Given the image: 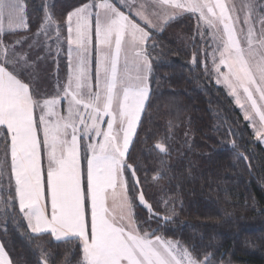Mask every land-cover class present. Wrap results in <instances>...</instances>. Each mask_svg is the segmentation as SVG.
<instances>
[{"label":"snow or ice","instance_id":"6c2138e0","mask_svg":"<svg viewBox=\"0 0 264 264\" xmlns=\"http://www.w3.org/2000/svg\"><path fill=\"white\" fill-rule=\"evenodd\" d=\"M149 7L138 0H89L68 13L69 71L54 94L41 93L25 77L29 56L16 50L21 42L6 45L0 40V139L11 160L10 187L0 193H11L14 180V195L0 196V203L18 201L30 237L79 241V264H211L212 254L200 258L193 254L194 246L189 250L156 235L158 228L145 230L148 221L138 222L133 211L138 201L149 220L172 219L148 203L138 168L128 163L149 96V49L156 47L148 41L156 30L151 16L159 13H150ZM151 7L171 9L162 15L164 23L198 14L197 34L212 63L205 74L215 75L216 83L229 89L245 109V120L255 126L258 117L264 129V15H257L253 0L239 9L224 0H154ZM25 11L23 0H0V34L26 29ZM240 11L242 26L237 27ZM53 26L46 13L37 35H48ZM60 27L55 24L57 41ZM204 29L212 30L211 53ZM256 136L264 140L261 131ZM154 147L166 151L162 143ZM169 203L163 201L164 211L174 213ZM51 255L43 257V264H49ZM0 264H14L3 244Z\"/></svg>","mask_w":264,"mask_h":264},{"label":"trees","instance_id":"16d2710c","mask_svg":"<svg viewBox=\"0 0 264 264\" xmlns=\"http://www.w3.org/2000/svg\"><path fill=\"white\" fill-rule=\"evenodd\" d=\"M193 17L169 20L160 31H151L148 41L156 45L149 49V96L128 163L138 168L148 203L172 219L149 220L138 201L135 219L148 221L143 227L149 232L158 228L156 235L178 240L189 250L194 246L200 258L212 254L211 264H264V147L224 86L205 74L212 63L205 42L195 36ZM157 143L166 151L157 150ZM5 150L0 139V164ZM156 175L159 179L153 180ZM165 200L174 213L164 211ZM28 233L17 203H0V240L14 264H43L47 253L52 254L49 264L82 260L79 241L55 243L48 235Z\"/></svg>","mask_w":264,"mask_h":264},{"label":"rangeland","instance_id":"374dc122","mask_svg":"<svg viewBox=\"0 0 264 264\" xmlns=\"http://www.w3.org/2000/svg\"><path fill=\"white\" fill-rule=\"evenodd\" d=\"M26 11H25V20L27 23L26 29L17 30L14 32H5L0 34V40L6 45H14L17 41H20V44H16V50L22 54L26 53L29 56V65L25 66L26 71L24 72L25 77H30L34 86L41 92L52 94L55 90L52 88L46 87L45 83H48L51 80L50 72L53 65H56L58 69V83H61L64 73V50L66 49L65 44V35H64V20L65 14L68 10L73 7L81 4L83 0H23ZM237 7L241 8L247 0H235ZM256 5L257 15H264L260 12L261 8H264V0H253ZM50 13L54 21V26L49 30L48 35H37L38 30L41 28L42 23L45 20V14ZM196 17V23L198 14L194 15ZM193 17V18H194ZM55 24H59L61 27L59 29L60 39L59 41L55 40ZM256 27L259 28V24H256ZM194 32L197 35V26L193 27ZM207 40H209V47L211 48L208 53L214 47L212 42V36L210 29H204ZM218 62V61H217ZM222 72H227V68L221 66ZM213 78L216 77L213 75ZM27 82V80H25ZM224 86L223 84H220ZM226 91L230 94V91L227 87L224 86ZM57 90V89H56ZM52 91V92H51ZM51 92V93H50ZM233 101L236 105V99L232 96ZM243 103V102H242ZM142 115V113H141ZM106 127V125H104ZM138 127V126H137ZM137 131V130H136ZM135 136V135H134ZM134 138V137H133ZM3 163L0 164L3 166V176L0 178V183L5 184L6 189L10 187L9 184V173L7 169L8 163V154L6 155V150L2 154ZM13 188L12 193H14L13 181L11 182ZM119 209L117 208V212ZM134 211V210H133ZM160 236V235H159ZM166 239V238H165ZM176 241L174 239H169ZM178 241V240H177ZM179 242V241H178ZM183 245L182 243H180ZM184 246V245H183ZM230 264V263H229Z\"/></svg>","mask_w":264,"mask_h":264},{"label":"crops","instance_id":"0c3cea01","mask_svg":"<svg viewBox=\"0 0 264 264\" xmlns=\"http://www.w3.org/2000/svg\"><path fill=\"white\" fill-rule=\"evenodd\" d=\"M88 2H89V0L86 1V2H84V3H82V4H79V5L75 6V7H73L72 9L68 10L66 12V14H65V20H64L65 21L64 22V35H65L66 49L64 50V73H63V78L61 80V83H63L65 81V78H66V76L68 74V71H69V46H68L67 40H66V37H67L66 18H67L68 13L72 12L74 9L79 8L80 6H82L83 4L88 3ZM138 2L148 4L150 6L149 7V12L150 13H152V12L159 13L158 15H152L151 16V19H152V23L156 25V30L155 31H160L165 26V24H166V23L163 22L162 15L164 14L165 11L171 12V9L164 10V9H158V8L151 7V5L154 3V0H138ZM212 2H215V0H212ZM224 2L226 4H229V5L235 4L237 6L235 0H224ZM243 14H244L243 11L238 12V15L241 16V24L240 25H237V27L242 26V17H243ZM58 72L59 71H58L56 65H53L52 66V69H51V72H50V74H51L50 75L51 80L48 83H45L46 86L44 88L49 87V88H52L53 90L56 91L57 85H58ZM148 83H149V89H150V80L148 81ZM55 91L54 92L51 91L52 94H54ZM242 102H243V104H245V108H247L248 106H247V104H246V102L244 100L243 95H241V103ZM237 106L239 107V109L241 110L243 116L245 117V109H242L239 105H237ZM247 121L251 125V127H252V129H253V131H254L255 134H256V131L257 130L261 131L262 134H264V129H262L260 127V125H259V118L258 117H256V124H255V126L253 125V123L251 121H249V120H247ZM260 142L262 143V145L264 147V140H260ZM10 164H11L10 153H8L7 169H8L9 176H10ZM44 164H45V167H46V160L44 161ZM13 185H14V180H13ZM16 203L18 205V201ZM18 207H19V205H18ZM0 244H2L1 240H0Z\"/></svg>","mask_w":264,"mask_h":264}]
</instances>
